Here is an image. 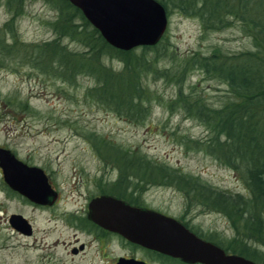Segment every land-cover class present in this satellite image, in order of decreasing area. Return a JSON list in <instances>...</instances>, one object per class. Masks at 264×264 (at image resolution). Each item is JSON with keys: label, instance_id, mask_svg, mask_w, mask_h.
Masks as SVG:
<instances>
[{"label": "rangeland", "instance_id": "rangeland-1", "mask_svg": "<svg viewBox=\"0 0 264 264\" xmlns=\"http://www.w3.org/2000/svg\"><path fill=\"white\" fill-rule=\"evenodd\" d=\"M22 9L11 24L16 40L39 43L53 37L46 25L55 14L50 6L43 0H23ZM9 15L1 3L0 25ZM166 15L165 39L161 44L166 52L159 58V66L171 69L173 60L193 52L208 54L213 47L226 52L251 47L249 36L239 30L237 22L203 31L194 16L183 15L173 7H168ZM5 36L8 39V34ZM70 44L74 46L73 42ZM105 62L120 66L116 59ZM184 76L183 89L195 84L208 103L217 105L225 98V83L206 76L200 69L191 68ZM145 83L154 95L162 97L161 101L171 98L176 91V84L150 75L145 77ZM93 84L94 79L85 74H77L71 82L63 81L23 63L19 57H7L0 63V145L13 150L21 160L43 167L60 192L51 208H38L0 184V264H113L120 255H140L118 234L96 237L81 222L88 197L114 195L117 189L134 190L132 175L127 174L128 181L119 180L120 169L111 159L121 153L111 145L197 176L211 186L246 192L233 169L201 149L184 147L181 140L207 136L196 119L185 116L180 109L170 111L156 99L148 103L149 111L143 118L128 119L85 96V90ZM90 132L108 141L100 154L88 135ZM133 194L143 207L181 218L195 227L218 230L226 237L236 236L237 244L243 239L249 245L255 243L241 230L236 231L240 221L233 226L223 212L189 200L172 183L140 184ZM12 212L22 214L30 222L31 234L19 233L9 225L7 218ZM79 243H83L82 249L72 252L71 247Z\"/></svg>", "mask_w": 264, "mask_h": 264}, {"label": "trees", "instance_id": "trees-1", "mask_svg": "<svg viewBox=\"0 0 264 264\" xmlns=\"http://www.w3.org/2000/svg\"><path fill=\"white\" fill-rule=\"evenodd\" d=\"M158 1L166 13L168 7H173L183 15L196 17L203 31L218 30L237 22L239 30L249 36L251 47L236 52L218 47H213L208 54L193 52L173 60L175 63L170 69L158 65L166 52L161 47L163 34L154 44L129 49L113 47L68 0H43L55 11L54 18L46 21L53 37L39 43H24L16 40L11 25L22 13L23 0H0L10 13L0 25V63L7 57H19L23 63L66 82L74 80L77 74L88 75L94 84L85 90V96L131 120L143 118L152 99L170 111L180 109L185 116L196 119L206 129L207 136L181 140L184 147L201 149L218 163L233 169L242 180L245 193L211 186L197 176L111 145L123 156L115 155L111 159L120 169L119 180L127 178L128 181L127 174L132 175L134 190L135 186L148 182L172 183L189 200L223 212L233 226L240 221L236 231L241 230L255 243L253 246L235 243L228 247L264 264V0ZM72 42L75 47L70 46ZM105 59H116L120 66L114 67ZM191 68L225 83V98L219 104L205 101L195 84L183 89L184 75ZM147 75L176 84L174 95L161 101L162 97L154 95L145 83ZM88 135L97 152L107 146V140L91 132ZM4 189L12 192L7 185ZM133 191L117 189L114 195L142 206ZM81 222L92 230L97 227L84 218Z\"/></svg>", "mask_w": 264, "mask_h": 264}, {"label": "water", "instance_id": "water-1", "mask_svg": "<svg viewBox=\"0 0 264 264\" xmlns=\"http://www.w3.org/2000/svg\"><path fill=\"white\" fill-rule=\"evenodd\" d=\"M95 27L103 39L119 49L154 44L167 24L165 8L158 0H68ZM0 176L9 188L36 203H51L55 190L43 170L27 164L0 145ZM87 217L124 239L188 262L204 264H262L223 250L189 231L174 217L158 210L130 204L101 193L86 204ZM9 225L19 233L32 232L30 222L20 213L8 215ZM82 244L74 247L81 249ZM114 264H146L133 257L118 256Z\"/></svg>", "mask_w": 264, "mask_h": 264}, {"label": "flooded vegetation", "instance_id": "flooded-vegetation-1", "mask_svg": "<svg viewBox=\"0 0 264 264\" xmlns=\"http://www.w3.org/2000/svg\"><path fill=\"white\" fill-rule=\"evenodd\" d=\"M11 151L13 152V150H11ZM26 163L27 164H31V163H28V162H26ZM33 165H35V164H33ZM37 166H39V165H37ZM39 167L43 170V172L46 175L47 181L49 182L50 186L56 192V197L54 198V200L51 203H44V204L43 203H36V202H33V201L28 200L26 197H24L23 195L19 194L15 190H12V189L11 190H12V193H14L18 197H20L23 201H26L27 203H29L33 207L46 208V209H48V208H51L54 204H56V202L58 201V199L60 197V192H59V189L57 188V186L50 179L49 174L45 171V169L43 167H41V166H39ZM0 184L3 185V187H4V185H7L2 180L1 176H0ZM95 195H98V194H95ZM95 195H92V196H95ZM92 196L88 197L87 201ZM165 214H167V213H165ZM167 215H169V214H167ZM170 216H172V215H170ZM172 217H174L176 220H178L183 226H185L189 231L193 232L197 237L201 238L204 241H208V242H210V243H212V244L220 247L223 250L224 253H235V254H239V253H237L235 251H232L228 247V245H234L235 243H237V240H236L237 237L236 236L235 237H232V236L231 237H228V236L226 237V236H224L218 230H215V229H205V228H201L199 226L195 227L194 225H192V224L190 225L188 222H186V220H183V219L178 218V217H175V216H172ZM84 219H87L88 221H90L91 223H93V224H95L97 226L96 229H94V230H92V228H89L87 226V230L95 233L96 234V237H99V236H101V234L103 235L104 233H114V234H117V233L112 232V231H109V230H107V229H105V228L97 225L93 221H91L87 217V208H86V212L84 214ZM79 220H81V219H79ZM124 240H125V243L127 244L128 247L133 248V249H138L140 251V255H134L132 252H130V253H128L126 255H122V256H124V257H133L135 259L142 260L146 264H204V263L199 262V261H194V262L184 261V260L180 259L177 256H172V255H169V254L160 252V251L155 250V249H151V248H148V247H145V246H141L139 244L130 242V241L126 240V239H124ZM244 242L248 246H253V243L251 245H249V243H247V241L245 239H243V241L241 242V244H243ZM79 244H82L83 245V243H79ZM241 244H238V245H241ZM73 248L74 247H71V250ZM77 249H79V248H77ZM239 255H241V254H239ZM242 256H244V255H242ZM244 257H246V256H244ZM114 262H113V264H114Z\"/></svg>", "mask_w": 264, "mask_h": 264}]
</instances>
